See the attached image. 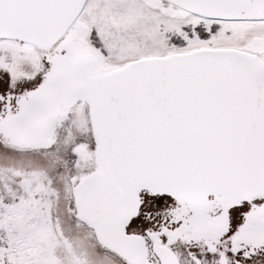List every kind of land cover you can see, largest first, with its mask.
Here are the masks:
<instances>
[{"label":"snow or ice","instance_id":"1","mask_svg":"<svg viewBox=\"0 0 264 264\" xmlns=\"http://www.w3.org/2000/svg\"><path fill=\"white\" fill-rule=\"evenodd\" d=\"M0 264H264V0H0Z\"/></svg>","mask_w":264,"mask_h":264}]
</instances>
